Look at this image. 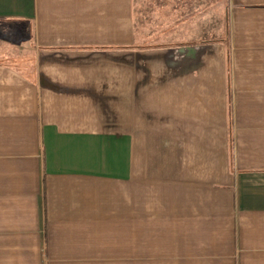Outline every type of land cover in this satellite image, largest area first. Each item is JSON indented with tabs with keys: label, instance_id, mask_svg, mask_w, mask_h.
Listing matches in <instances>:
<instances>
[{
	"label": "crops",
	"instance_id": "0c3cea01",
	"mask_svg": "<svg viewBox=\"0 0 264 264\" xmlns=\"http://www.w3.org/2000/svg\"><path fill=\"white\" fill-rule=\"evenodd\" d=\"M0 25V264H264V0Z\"/></svg>",
	"mask_w": 264,
	"mask_h": 264
},
{
	"label": "rangeland",
	"instance_id": "374dc122",
	"mask_svg": "<svg viewBox=\"0 0 264 264\" xmlns=\"http://www.w3.org/2000/svg\"><path fill=\"white\" fill-rule=\"evenodd\" d=\"M0 28H2V29H0V33L2 32L3 35H4V33H6L7 30H6L4 27H2L1 25H0ZM5 30H6V31H5ZM3 35L0 36V45H1V43H2L3 45H5V44L7 43L6 40L4 39V36H3ZM5 38H6V37H5ZM16 49H17L18 53H23V51H22L23 47H16ZM24 53H25V52H24Z\"/></svg>",
	"mask_w": 264,
	"mask_h": 264
}]
</instances>
